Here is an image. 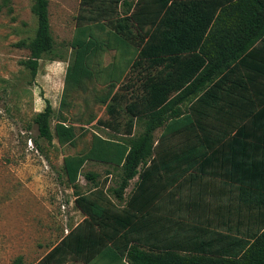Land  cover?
Segmentation results:
<instances>
[{
    "label": "trees",
    "instance_id": "16d2710c",
    "mask_svg": "<svg viewBox=\"0 0 264 264\" xmlns=\"http://www.w3.org/2000/svg\"><path fill=\"white\" fill-rule=\"evenodd\" d=\"M49 6L50 0H35L36 34L23 43L30 51L24 65L34 78L55 46ZM71 48L65 92L91 79L108 86L103 102H110L111 120L102 125L120 135L123 115L113 90L126 85L132 90L125 108L128 119L123 138L94 134L88 152L64 157V174L84 220L37 264H264V182L240 184L254 199L248 208L258 207L263 217L254 231L219 233L169 219L156 229L149 214H143L148 208L140 206L154 178L159 148L182 137L185 128L233 127L238 130L234 137L216 133L215 142L243 137L262 148L264 159V0H81ZM105 51L115 52L108 65L102 58ZM53 117L46 100L34 117L38 138L73 145L75 127L58 121L53 131ZM138 125L143 131L136 136ZM160 128L155 146L154 133ZM88 163L120 170L116 187L107 189V178L99 181L98 174L89 172L85 179L94 187L80 193ZM137 176L126 200L125 191ZM198 240L221 249L200 256L208 249L195 248Z\"/></svg>",
    "mask_w": 264,
    "mask_h": 264
},
{
    "label": "rangeland",
    "instance_id": "374dc122",
    "mask_svg": "<svg viewBox=\"0 0 264 264\" xmlns=\"http://www.w3.org/2000/svg\"><path fill=\"white\" fill-rule=\"evenodd\" d=\"M80 2L50 0L55 46L40 61L34 78L24 65L30 51L23 43L28 44L36 34L37 21L32 13L35 0H0V264H37L82 221L84 216L75 206L76 191L64 174V157L88 152L94 134L124 137L128 119L125 108L132 93L126 85L113 90L123 115L120 135L102 125L111 120L110 102H103L110 92L108 86L91 79L65 92ZM114 54L103 53L105 65L112 62ZM98 59L93 60L94 65ZM46 100L54 108L53 131L58 121L75 127L73 145L62 147L57 139L49 143L38 138L34 117L45 109ZM141 133L142 128L136 126V136ZM89 172L98 174L99 181L110 180V188L116 187L120 177V170L88 163L80 177V193L94 187L85 179Z\"/></svg>",
    "mask_w": 264,
    "mask_h": 264
},
{
    "label": "crops",
    "instance_id": "0c3cea01",
    "mask_svg": "<svg viewBox=\"0 0 264 264\" xmlns=\"http://www.w3.org/2000/svg\"><path fill=\"white\" fill-rule=\"evenodd\" d=\"M194 101L185 103L183 109H188ZM135 131L136 127L133 135H136ZM162 133V128L154 133L155 146ZM181 133L182 137L159 148L157 168L152 174L154 178L146 188V194L141 196L140 206L148 208L143 214H149V220L156 229L164 219L189 222L202 230L219 233L231 230L238 234V231L258 229L264 216L261 217L258 207V210L248 208L254 199L240 184L264 182L262 148L258 144L245 143L243 137L232 138L238 130L228 126H196L185 128ZM216 133H231L232 137L215 142L217 140L212 136ZM159 179L172 185L168 187ZM138 181L139 176L130 182L125 191L126 200ZM109 183L110 180L107 189L110 188ZM163 190L166 194L160 193ZM195 248L208 249L204 251L207 253H199L200 256H209L211 248L221 249L219 245L209 248L200 240Z\"/></svg>",
    "mask_w": 264,
    "mask_h": 264
}]
</instances>
